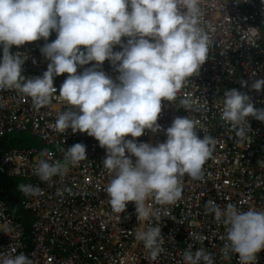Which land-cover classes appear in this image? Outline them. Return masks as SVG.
<instances>
[{
  "label": "clouds",
  "instance_id": "obj_1",
  "mask_svg": "<svg viewBox=\"0 0 264 264\" xmlns=\"http://www.w3.org/2000/svg\"><path fill=\"white\" fill-rule=\"evenodd\" d=\"M200 4L201 0H0V90H15L30 98L38 111L51 104L59 75L68 74L59 98L70 107L58 113L55 130L86 132L106 150L103 167L112 176L105 189L108 203L120 215L128 202H134L141 225L135 239L152 260L164 250L162 213L147 201L176 204L182 198V178L202 179L203 165L216 145L212 136L197 135L198 125L203 126L189 116L175 117L165 130L166 141L155 146L135 139L145 129L161 130L157 121L162 99L174 103L182 86L199 74L208 59L211 40L201 26ZM53 31L56 38L50 36ZM40 39L46 41L40 51L50 63L42 76L26 78L22 65L27 56L11 49ZM116 45L122 50L114 51ZM106 59L119 73L115 80L100 70ZM92 61L96 63L77 72L78 66ZM241 86L247 87V81L242 80ZM250 88L260 92L264 79L255 80ZM181 107L200 112L206 105L184 99ZM249 117L264 122V108H256L251 97L236 88L225 90L220 118L240 138L251 129ZM129 134L132 139H126ZM61 152L63 162H37L34 172L42 181L64 176L70 166L87 158L83 143ZM257 163L264 167V160ZM18 188L25 196L42 194L38 186L20 184ZM63 191L71 194L72 190ZM205 211L214 213L215 220L226 227L223 258L230 260L236 254L238 264H256L257 253L264 249V210L241 211L233 204L221 209L209 199ZM163 215H168L167 209ZM0 231L9 234L14 228L4 224ZM189 237L201 243L205 238L192 232ZM192 247L189 244L183 252V264H214L213 254L203 248L192 251ZM0 264L33 262L21 252L0 255Z\"/></svg>",
  "mask_w": 264,
  "mask_h": 264
},
{
  "label": "built area",
  "instance_id": "obj_2",
  "mask_svg": "<svg viewBox=\"0 0 264 264\" xmlns=\"http://www.w3.org/2000/svg\"><path fill=\"white\" fill-rule=\"evenodd\" d=\"M200 8L201 26L211 40L208 59L199 74L182 86L174 103L162 99L157 121L161 130L153 133L145 129L135 138L138 143L155 146L166 141L165 130L175 117L189 116L203 126L197 129L200 138L210 135L216 140L212 156L203 165L202 179L185 175L181 180L182 198L176 204L161 206L154 199L147 201L162 213L163 252L152 260L143 243L136 241L135 231L141 225L134 202H128L120 215L111 210L105 189L112 176L103 167L106 150L98 140L86 132L73 133L71 128L64 133L55 130L58 113L70 107L59 98L60 86L68 75L64 73L54 84L57 93L51 104L38 111L30 98L15 90H0V137L29 131L36 139L7 149L0 156V172L23 177V184L38 186L42 192L36 196L22 193L23 207L32 216L27 225L0 196V226L14 228L9 234L0 231V255L23 252L33 264H183V252L191 244L192 251L203 248L213 254L214 264H238L236 254H231L230 260L223 258L226 227L215 220L214 213H206L205 203L212 199L221 209L233 204L241 211L264 210V167L257 163L264 160V122L249 117L251 129L240 138L220 118L227 89L248 94L256 108H264V88L260 92L250 88L255 80L264 79V0H201ZM56 35L54 31L50 34L54 38ZM122 40L126 43L127 38ZM45 42L40 39L11 49L27 56L22 65L26 78L42 76L47 70L50 61L40 51ZM113 50L122 48L116 45ZM95 63L78 66L77 72ZM100 70L114 80L119 74L107 59ZM242 80L247 81V87L241 86ZM184 99L206 108L189 112L181 107ZM126 139H132L130 134ZM75 143L86 145L87 158L78 166H70L64 176H54L50 182L35 174L40 159L63 162L61 149ZM42 152L46 155L41 156ZM126 155L130 154L126 151ZM131 159L135 162L136 158ZM65 188H71V194L63 191ZM152 222L155 225L154 218ZM189 232L202 234L203 242L190 238ZM256 264H264V249L257 253Z\"/></svg>",
  "mask_w": 264,
  "mask_h": 264
},
{
  "label": "crops",
  "instance_id": "obj_3",
  "mask_svg": "<svg viewBox=\"0 0 264 264\" xmlns=\"http://www.w3.org/2000/svg\"><path fill=\"white\" fill-rule=\"evenodd\" d=\"M14 134V133H12ZM20 135V133H18ZM11 134L0 138V156L7 149L15 146L14 144H19L23 142V138L17 137L14 142H8L11 138ZM36 140H32L28 143H34ZM22 145H25L24 143ZM18 178V177H16ZM16 178H9L6 174L0 172V195L5 197L10 205V209L15 214V216L22 221L25 225L31 223L32 216L23 207V195L20 192L18 185L22 182H18Z\"/></svg>",
  "mask_w": 264,
  "mask_h": 264
},
{
  "label": "rangeland",
  "instance_id": "obj_4",
  "mask_svg": "<svg viewBox=\"0 0 264 264\" xmlns=\"http://www.w3.org/2000/svg\"><path fill=\"white\" fill-rule=\"evenodd\" d=\"M81 47H83V46H81ZM18 133H20V135ZM10 137L14 138V139H16L17 137H21V138H23L24 142H30L32 140H36L35 137L33 136V134L31 132H29V131L16 132L14 134H11ZM56 148H57L56 146H53V149H56ZM16 179H17L18 182L19 181L23 182V180H24L22 177H18Z\"/></svg>",
  "mask_w": 264,
  "mask_h": 264
},
{
  "label": "trees",
  "instance_id": "obj_5",
  "mask_svg": "<svg viewBox=\"0 0 264 264\" xmlns=\"http://www.w3.org/2000/svg\"><path fill=\"white\" fill-rule=\"evenodd\" d=\"M8 142H14V143H16V142H18V141H15V139L14 138H10L9 140H8ZM27 144L28 142H21V143H19V144H14L15 146H19V145H22V144ZM15 146H13V147H15ZM10 149V148H9ZM4 153V152H3ZM6 176H8V175H6ZM9 178H16V177H20V176H15V177H12V176H8ZM23 178V177H22ZM24 180H23V182H22V184L25 182V178H23ZM1 197H2V195H0ZM2 198H4V199H6L5 197H2ZM7 200V199H6Z\"/></svg>",
  "mask_w": 264,
  "mask_h": 264
}]
</instances>
